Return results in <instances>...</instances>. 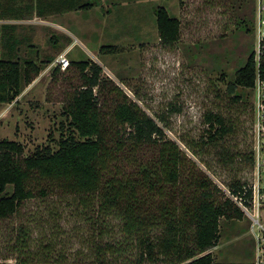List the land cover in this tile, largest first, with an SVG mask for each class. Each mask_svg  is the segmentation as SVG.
Returning <instances> with one entry per match:
<instances>
[{"label":"rangeland","instance_id":"rangeland-1","mask_svg":"<svg viewBox=\"0 0 264 264\" xmlns=\"http://www.w3.org/2000/svg\"><path fill=\"white\" fill-rule=\"evenodd\" d=\"M21 1L31 9L25 19L15 20L18 35L27 39L20 55H31L43 68L23 86L17 99L0 103V141L23 144L21 158L33 154L37 146L58 148L61 125L68 127L66 107L84 81L81 68L72 61H95L102 67L101 79L121 91L117 96L108 88L102 93L95 88L105 121H113L115 104L127 100L153 117L165 135L154 143L124 141V148L108 162L105 177L133 175L141 164L160 161L167 140L181 151L184 184L191 179L190 172L199 170L219 188V199L231 197L230 183L246 174L239 155L249 141L253 90L240 86L231 90L229 86L257 48L256 0H77L93 2V6L43 17L37 15L36 0H17ZM158 7L167 8L181 21L179 40L173 44L160 39ZM30 44L34 45L32 53ZM106 45H112L113 52H104ZM60 54L70 60L65 69L56 61ZM44 59H50L49 63H41ZM209 113L223 116L235 131L211 141L216 128L210 126ZM122 128L119 136L125 140L132 128ZM110 136L114 138L113 133ZM32 185L38 194L45 182ZM56 190L54 196L43 199L38 195L26 201L18 216L0 219V264H20L15 241L22 223L31 227L32 251L39 249L40 237L46 233L50 238L46 242L52 241L67 253L89 251L83 237L90 226L80 215L83 210H76L72 195ZM192 190L191 186L185 188L188 195ZM51 210L60 216L53 218ZM113 222L118 224L116 219ZM220 229V241L211 249L215 260L253 264L255 242L247 216L222 217ZM76 258L82 259V255Z\"/></svg>","mask_w":264,"mask_h":264},{"label":"trees","instance_id":"trees-1","mask_svg":"<svg viewBox=\"0 0 264 264\" xmlns=\"http://www.w3.org/2000/svg\"><path fill=\"white\" fill-rule=\"evenodd\" d=\"M65 1L64 4L63 0H36L37 14L45 16L93 6V2ZM155 13L161 41L165 44L177 42L180 19L165 7L156 8ZM16 27L15 24H0V103L17 99L23 86L31 83L43 68L31 55L17 54L14 58L24 43L23 38L13 33ZM33 46L29 45L30 53ZM2 48H8V52H2ZM113 49L112 45L102 47L104 52H113ZM49 61L44 59L41 63ZM72 64L81 68L84 81L66 107L68 127L65 123L61 125L63 132L58 148L37 146L33 154L21 158L23 144L8 139L0 141V219L18 216L26 201L38 195L43 199L54 196L58 193L56 189H60L61 193L73 196L76 210L84 212L80 215L90 229L83 239L89 243V251L77 249L67 253L52 241L46 242L50 239L48 233L41 235L43 243L37 251H32L29 249L33 238L31 227L22 223L15 241L20 264H227L217 262L211 249L221 238V218H243V211L230 196L219 199V188L199 170L190 172L191 179L184 184L180 178L183 158L172 141L164 142L160 161L141 164L133 175L106 178L108 162L124 148V141L154 143L164 140V131L153 117L127 100L115 104L111 112L113 121L106 122L95 88L98 87L100 93L108 88L117 96L120 89L101 79L99 63L72 61ZM259 70L264 78V54ZM257 71L256 52L253 51L246 64L236 72L230 89L239 86L252 89ZM208 121L211 128H216L209 137L213 142L235 131L221 115L209 113ZM125 126L132 129L128 138L122 140L119 134ZM112 133L114 138L110 136ZM111 140H115L114 144L109 143ZM240 152L247 168L253 162L252 152L247 147ZM243 177L230 183L232 194L243 193ZM32 182H45L38 194ZM190 182L192 184L187 185ZM187 186L193 187L191 195L185 191ZM50 212L53 218L59 215L53 210ZM108 217L112 219L107 220ZM81 255L82 259L76 258Z\"/></svg>","mask_w":264,"mask_h":264},{"label":"built area","instance_id":"built-area-1","mask_svg":"<svg viewBox=\"0 0 264 264\" xmlns=\"http://www.w3.org/2000/svg\"><path fill=\"white\" fill-rule=\"evenodd\" d=\"M256 13L255 52L258 71L252 88L251 123L247 144L248 150L252 152L253 162L245 169L243 193L230 194L250 220V235L255 242L253 264H264V78L259 70L261 55L264 54V0H256ZM56 61L64 69L70 64L65 54H60Z\"/></svg>","mask_w":264,"mask_h":264},{"label":"crops","instance_id":"crops-1","mask_svg":"<svg viewBox=\"0 0 264 264\" xmlns=\"http://www.w3.org/2000/svg\"><path fill=\"white\" fill-rule=\"evenodd\" d=\"M29 8L31 9V7L29 5H24V3H22V1L21 2H17V0H0V24H15L17 27H16V31L13 32V33H15V35L18 38H23L24 42L27 39H26V37L18 35L19 34L18 33L19 23H17L16 21L25 19L27 13L30 11ZM36 12H37V10H36ZM40 17H43V16H40ZM22 45L20 46V50L15 52L14 58H17V54L19 56H21L20 52H21V49H22ZM9 48L12 51L13 43L10 45ZM2 52H8V48H2ZM27 56H28V54L25 55L24 57H27Z\"/></svg>","mask_w":264,"mask_h":264}]
</instances>
